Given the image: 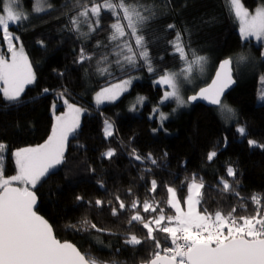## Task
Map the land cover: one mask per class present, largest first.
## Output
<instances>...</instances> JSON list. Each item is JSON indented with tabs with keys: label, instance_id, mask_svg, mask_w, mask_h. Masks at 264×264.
Returning <instances> with one entry per match:
<instances>
[{
	"label": "trees",
	"instance_id": "trees-1",
	"mask_svg": "<svg viewBox=\"0 0 264 264\" xmlns=\"http://www.w3.org/2000/svg\"><path fill=\"white\" fill-rule=\"evenodd\" d=\"M25 1L31 11L32 0ZM230 1L52 0L49 11L10 25L9 34L26 51L36 80L14 100L0 91L5 173L16 172L15 152L47 142L56 115L65 111L63 100L85 109L61 163L32 190L39 198L36 211L52 225L56 237L74 243L90 263L148 264L171 248L174 236L166 226L175 212L169 190L176 189L184 199L192 181L202 184L201 213L231 217L237 228L264 219L260 48L258 73L247 77L235 71L237 86L222 101L236 111L232 124L219 113L222 104L209 108L190 102L189 109L171 114L165 122L158 120L163 119L158 110L163 89L153 82L186 65L175 50L177 40L188 53L186 60L206 57L213 75L221 61L245 53L249 43L241 39ZM241 1L249 9L264 3ZM105 3L114 6L117 15L102 11L98 24L89 18L94 24L90 32L83 15ZM130 4L142 16L137 35L144 50L121 10ZM3 8L0 0V13ZM117 22L125 33L112 41ZM121 42L132 49V66H124L120 56L114 60L113 48ZM10 57L0 27V60ZM133 75L141 79L118 102L101 107L93 102L101 88ZM141 97L146 104L137 113L131 108ZM164 110L171 112L170 106ZM107 123L114 129L110 137L105 136Z\"/></svg>",
	"mask_w": 264,
	"mask_h": 264
},
{
	"label": "rangeland",
	"instance_id": "rangeland-1",
	"mask_svg": "<svg viewBox=\"0 0 264 264\" xmlns=\"http://www.w3.org/2000/svg\"><path fill=\"white\" fill-rule=\"evenodd\" d=\"M230 3L238 23L241 39L244 43H249L245 49V53L240 52L237 57H233L234 72L236 71L239 76L257 74L260 67L258 64L260 59L256 56V48H260L261 60L264 62V3L259 4L254 9L245 7L241 0H231ZM26 4L25 0H4L3 12L0 13V27L4 32L6 49L11 55L8 61L0 60V91L12 100L19 98L29 86L35 83L36 78L35 70L26 51L21 45L18 46L12 40L9 34V27L10 25L19 23L23 18L33 14H42L53 7L52 0H32L31 11L28 10ZM121 10L131 32L135 35L136 44L141 50H144L142 39L137 35L138 25L142 21L141 13L133 4L127 5V8L126 6H121ZM102 11H111L114 15H117V11L110 3H105L92 10V12H85L86 14L83 15V19L86 22L84 26L90 27V32L93 31L94 24H91L88 19L93 18L95 23L98 24ZM78 28L80 29L81 26H78ZM90 32L88 31V33ZM124 33V27L118 22L115 23L111 40L115 41L116 39L123 38ZM175 50L184 58L186 62L185 67L179 71L169 72L153 82L155 86L162 87L163 89V96L159 101L158 108L159 117L163 118L158 119L161 123L169 120L166 118L170 117L171 114L176 116L179 112L189 109L188 96L195 94L202 85H208L211 78H213V69L206 57L186 60L188 53H185L179 40L176 41ZM132 53V49L127 42H121L117 48H113L114 60L116 55L117 57L120 56V61H123L124 66L133 65L134 55ZM142 57L147 59L146 51L142 52ZM105 69L103 68V71ZM261 78L258 96L259 104L264 102V74H262ZM139 79H141L140 75H133L106 85L93 95V102L100 107L114 104L124 94L128 93L132 89L133 84ZM62 104L65 106V111L62 114L56 115L52 134L47 142L42 146L29 147L27 151L19 150L15 152L16 172L13 175H6L4 169L5 160L4 158H0V192L8 186L15 185L21 189L22 193L26 194L61 163L69 139L80 127L85 113V109L82 106L68 104L65 100H63ZM145 104L146 98L141 97L132 106L131 110L138 113ZM169 106L171 112L167 114V110H164V108ZM57 107H55V111ZM221 107L218 109L219 113L226 120L227 124H232V121L237 116L235 109L226 102H223ZM113 133V125L107 123L105 136L110 137ZM28 151L39 153L29 156L30 154L27 155ZM201 189V182L192 181L188 185L187 195L184 199L180 198L176 189L171 188L169 190V205L175 212V215L166 226L169 233L173 234V236L178 233H183L185 236L188 234L189 243L194 245L197 239L195 237L196 231L217 229L221 225L222 238L210 241L208 242L209 244L217 245L238 236H246L250 239L264 238V219L261 220L257 217L255 221H247L241 228H237L231 217L224 220L220 216L213 218L201 213L199 210ZM222 221L225 223L223 224ZM231 228L236 229L237 236H232L228 233V230Z\"/></svg>",
	"mask_w": 264,
	"mask_h": 264
},
{
	"label": "water",
	"instance_id": "water-1",
	"mask_svg": "<svg viewBox=\"0 0 264 264\" xmlns=\"http://www.w3.org/2000/svg\"><path fill=\"white\" fill-rule=\"evenodd\" d=\"M233 61H221L210 83L189 97L192 105L218 108L237 86ZM39 198L15 185L0 192V264H91L70 241H61L52 225L36 211ZM148 264H178L158 256ZM186 264H264V238L233 237L217 245L194 244Z\"/></svg>",
	"mask_w": 264,
	"mask_h": 264
},
{
	"label": "built area",
	"instance_id": "built-area-1",
	"mask_svg": "<svg viewBox=\"0 0 264 264\" xmlns=\"http://www.w3.org/2000/svg\"><path fill=\"white\" fill-rule=\"evenodd\" d=\"M224 223L225 222H223V224ZM228 233H230L232 236H237L235 228H231L230 230H228ZM195 234L194 236L197 237L195 241L196 243H208L210 241L218 240L223 236V233L221 232V225H219L217 229L196 231ZM173 240L172 247L162 251L161 255L174 258L178 264H186V255L193 245L189 243L190 239L188 234L185 236L183 233H178L174 236Z\"/></svg>",
	"mask_w": 264,
	"mask_h": 264
},
{
	"label": "crops",
	"instance_id": "crops-1",
	"mask_svg": "<svg viewBox=\"0 0 264 264\" xmlns=\"http://www.w3.org/2000/svg\"><path fill=\"white\" fill-rule=\"evenodd\" d=\"M37 153H39V152H35V153H33L31 156H34V155H36Z\"/></svg>",
	"mask_w": 264,
	"mask_h": 264
}]
</instances>
